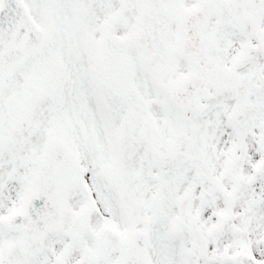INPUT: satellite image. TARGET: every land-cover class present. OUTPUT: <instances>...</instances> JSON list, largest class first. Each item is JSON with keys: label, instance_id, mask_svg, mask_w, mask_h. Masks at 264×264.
Listing matches in <instances>:
<instances>
[{"label": "snow or ice", "instance_id": "6c2138e0", "mask_svg": "<svg viewBox=\"0 0 264 264\" xmlns=\"http://www.w3.org/2000/svg\"><path fill=\"white\" fill-rule=\"evenodd\" d=\"M0 264H264V0H0Z\"/></svg>", "mask_w": 264, "mask_h": 264}]
</instances>
